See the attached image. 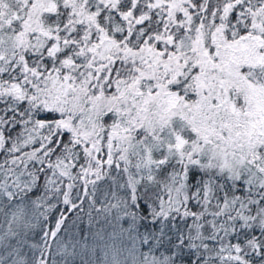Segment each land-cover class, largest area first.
Masks as SVG:
<instances>
[{"label": "snow or ice", "instance_id": "snow-or-ice-1", "mask_svg": "<svg viewBox=\"0 0 264 264\" xmlns=\"http://www.w3.org/2000/svg\"><path fill=\"white\" fill-rule=\"evenodd\" d=\"M0 264H264V0H0Z\"/></svg>", "mask_w": 264, "mask_h": 264}]
</instances>
